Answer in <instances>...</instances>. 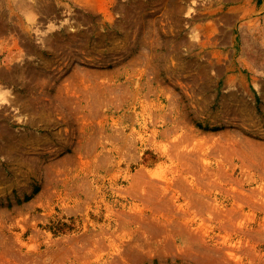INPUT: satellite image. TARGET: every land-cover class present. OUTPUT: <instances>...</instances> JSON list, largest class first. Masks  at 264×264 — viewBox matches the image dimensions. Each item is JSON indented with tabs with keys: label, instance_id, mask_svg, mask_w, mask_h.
Listing matches in <instances>:
<instances>
[{
	"label": "rangeland",
	"instance_id": "obj_1",
	"mask_svg": "<svg viewBox=\"0 0 264 264\" xmlns=\"http://www.w3.org/2000/svg\"><path fill=\"white\" fill-rule=\"evenodd\" d=\"M0 264H264V0H0Z\"/></svg>",
	"mask_w": 264,
	"mask_h": 264
},
{
	"label": "clouds",
	"instance_id": "obj_2",
	"mask_svg": "<svg viewBox=\"0 0 264 264\" xmlns=\"http://www.w3.org/2000/svg\"><path fill=\"white\" fill-rule=\"evenodd\" d=\"M193 2H195V0H193ZM26 19L28 20L29 23H32L34 21L35 17H26Z\"/></svg>",
	"mask_w": 264,
	"mask_h": 264
}]
</instances>
